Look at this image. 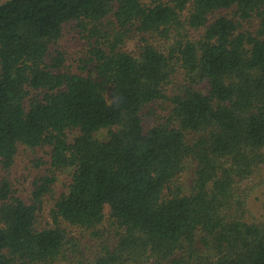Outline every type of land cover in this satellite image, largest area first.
<instances>
[{
  "label": "trees",
  "instance_id": "obj_1",
  "mask_svg": "<svg viewBox=\"0 0 264 264\" xmlns=\"http://www.w3.org/2000/svg\"><path fill=\"white\" fill-rule=\"evenodd\" d=\"M231 7L256 14V30L216 15ZM66 24L94 41L76 72L51 46ZM132 30L135 51L124 47ZM148 34L173 41L162 50ZM178 70L190 85L168 97ZM202 81L206 90L194 87ZM166 99L168 120L146 129L144 109ZM19 146L50 147L29 202L2 175ZM263 152L264 0L0 4V264L81 263L68 228L94 240L87 264H264V222L237 189ZM44 197L53 225L38 229ZM105 208L113 241L98 229Z\"/></svg>",
  "mask_w": 264,
  "mask_h": 264
},
{
  "label": "rangeland",
  "instance_id": "obj_2",
  "mask_svg": "<svg viewBox=\"0 0 264 264\" xmlns=\"http://www.w3.org/2000/svg\"><path fill=\"white\" fill-rule=\"evenodd\" d=\"M5 0H0V4ZM225 15L232 18L239 23L238 30L245 33H252L256 30L258 25V17L256 14H253L247 19L240 17L237 12L236 7H231L228 9L219 10L216 12V15ZM142 36L136 30H132L129 34V38L126 39L124 45L125 48L135 51L139 38ZM151 41H153L156 46L162 50H166L172 43V39H160L156 35L148 34L145 35ZM94 41L88 37H85L81 32H77L68 24H66L63 33L59 39L53 42L52 49L50 53L55 55L56 52L60 53L64 60V65L70 70L76 72L82 68L83 64H80V60H84L87 56V52L91 47V44ZM80 61V62H79ZM188 79L185 77V74L182 70H178L173 76V81L166 88V95L168 97L173 94L180 93L183 91L185 86H189ZM194 87L201 88L202 90L207 89V84L202 81L194 84ZM172 106L168 99L159 100L151 103L148 107L144 109V122L145 128H150L159 122H165L168 120L169 114L171 112ZM108 129H102L97 133V136L100 139L106 138ZM76 134L69 133L70 138ZM190 138V136H188ZM49 146L38 147L33 149H26L24 146H19L13 165L9 170L3 172L2 175L5 176L12 184L13 188L21 197L26 201H31V192L33 189L34 182L41 176L47 173L48 165L45 161L49 159ZM264 154V152H263ZM196 162L192 158H188L183 166V169L180 173V181L183 184V191L185 193L189 192L192 188V179L195 170ZM69 171H64L57 174V180L55 182L56 191L62 192L66 187L67 182L69 181ZM238 191H243L246 193V201L249 211L252 215L259 221L264 222V161H262L259 166L255 169L254 173L241 181L237 185ZM52 200L44 197L43 202L40 205V209L37 212L36 217V228L41 229L43 227L52 226V220L50 218L49 212L52 206ZM105 217L103 222L99 225L98 229L102 232L103 236L109 238L111 241L115 238V226L112 225L108 217V208L104 210ZM69 235L75 236L80 239L78 243L79 249L82 250L81 255L77 254L78 248L72 250V258H77L74 255L81 259L79 264H87L90 258L91 250L93 247L94 240L89 235H84L76 228H68ZM62 264H74L72 262H63Z\"/></svg>",
  "mask_w": 264,
  "mask_h": 264
}]
</instances>
